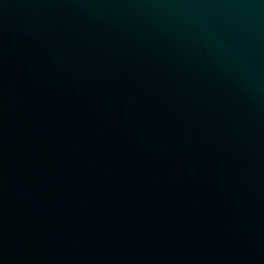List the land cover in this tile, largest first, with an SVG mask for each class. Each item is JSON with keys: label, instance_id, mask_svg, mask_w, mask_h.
Returning a JSON list of instances; mask_svg holds the SVG:
<instances>
[{"label": "water", "instance_id": "95a60500", "mask_svg": "<svg viewBox=\"0 0 264 264\" xmlns=\"http://www.w3.org/2000/svg\"><path fill=\"white\" fill-rule=\"evenodd\" d=\"M0 264H264V0H0Z\"/></svg>", "mask_w": 264, "mask_h": 264}]
</instances>
